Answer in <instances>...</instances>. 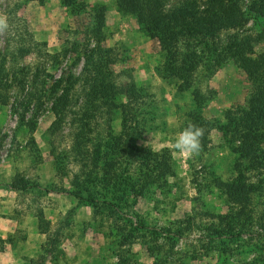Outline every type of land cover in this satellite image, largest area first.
Listing matches in <instances>:
<instances>
[{"label": "rangeland", "instance_id": "obj_1", "mask_svg": "<svg viewBox=\"0 0 264 264\" xmlns=\"http://www.w3.org/2000/svg\"><path fill=\"white\" fill-rule=\"evenodd\" d=\"M250 1L242 0L244 21L236 28L211 38H184L177 44V54L198 56L192 87L178 91L177 81L162 75L166 58L159 44L141 31L132 15L118 12L114 0H85L84 10L76 13L58 0H0V14L9 23L7 33L0 36V55L7 38L12 40L11 49L28 37L38 49L56 54L58 63L37 60L33 52L17 62L31 71L40 62L42 73L36 82L44 80L45 89L58 78L81 73L85 35L101 7V46L115 54L109 66L114 81L120 86L131 81L143 96L135 109L132 133L123 139L145 152L165 150L171 160L162 189L151 188L138 196L130 188L137 182L138 162L123 158L115 167V178L105 184L99 170L103 156L111 138L125 135L127 128L123 125L128 116L119 107L108 113L98 111L88 124L85 151L77 155L72 150L76 127L71 125L70 113L80 104L79 98L73 101L77 84L71 92L72 107L65 111L57 131L49 130L54 119L50 103L38 109L31 103L25 114L30 119L36 112L31 135L18 121L23 106L13 107L17 94L10 91L7 103L0 105V264H264V171L240 162L237 141L231 142L230 134L225 139L220 128L225 111L247 107L254 72L248 60L264 52L262 43H254L252 53L241 61L227 52L233 40L253 37L264 23V18L256 20L248 12ZM192 91L202 95L198 109ZM124 102L125 97L119 96L117 103ZM196 111L211 127L199 155L187 158L174 149V140L192 123ZM128 154L125 147L122 156ZM238 163L247 183L256 187L240 214L217 187L218 182L236 176ZM21 179L27 183L25 191L10 189L13 181ZM73 191L96 204L75 199ZM40 222H47L52 244L46 246V237L38 230ZM45 247L50 252L43 257Z\"/></svg>", "mask_w": 264, "mask_h": 264}, {"label": "trees", "instance_id": "obj_2", "mask_svg": "<svg viewBox=\"0 0 264 264\" xmlns=\"http://www.w3.org/2000/svg\"><path fill=\"white\" fill-rule=\"evenodd\" d=\"M27 1L43 2V0ZM58 2L72 13L85 8V0H58ZM114 3L118 12L132 15L141 31L159 44L166 58L162 75L164 79L177 81L178 91L192 87L198 56L193 52L177 54V44L188 37H214L221 30L236 28L244 21L240 8L242 0H114ZM247 10L256 20L264 18V0H251ZM102 27L103 10L100 7L95 13L94 25L85 35L88 39L80 54L83 60L81 73L74 77L67 76L65 79L58 78L51 83L48 89L44 87V80L36 82L39 74L42 73L40 62L34 65L32 71L18 66L17 62L31 52L37 60L47 58L57 62L56 54L50 55L38 49V44L29 37L26 43H24V38L19 39L18 43L14 42L15 45L8 49L12 40L7 38L5 52L0 55V105H5L8 93L15 91L17 97L13 98V107L23 106L18 121L21 125L28 127L31 135L35 127L36 112L31 113L30 119H26L25 114L30 111L29 106L34 103V108L38 109L43 103L49 102V110L54 118L49 130L54 132L62 125L67 113L65 111L72 107L71 92L77 84L78 94L73 97V101L79 98L80 104L76 110L70 112L72 113L71 125L76 127L72 137V150L77 155L85 151L88 144V124L98 111L104 109L108 113L119 107L123 116H128L123 125V127L127 126L124 131L125 135L121 134L111 138L112 143L108 146L106 155L103 156V163L99 170L103 182L109 184L115 178V167L121 158L127 162L132 160L134 163L138 162L136 164L137 182L136 184L132 182L130 188L138 196H142L151 188H164L171 169L170 155L165 150L159 153L145 152L130 142L124 141L129 133H132L130 131L132 126L136 124L137 110L135 109H139L143 96L131 81L123 86L115 83L112 71L109 69L110 64L114 63L115 54L112 49L101 46ZM25 33L29 36L26 30ZM89 41L93 42L90 47L88 46ZM254 43L264 45V23L259 26L258 33L253 37L240 42L233 40L227 52L231 54V58L241 61L247 54L252 53ZM79 59L78 55L76 60ZM248 65L254 72L250 77L251 91L247 99V107H235L225 111L223 114L225 123L220 128L225 133V139L230 134V141H237L235 152L240 162H247L248 169L264 171V52L248 60ZM20 94L24 95L20 98ZM192 95L197 109L200 108L203 101L202 95L198 91H192ZM119 96L125 97L124 103H117ZM191 119H193V124L205 129L203 137L205 139L211 124L202 118L198 111ZM28 141L32 146L34 145L31 136ZM120 143L127 144L125 147L128 148L129 154L126 157L122 156L125 147ZM92 167L97 168L95 161H92ZM241 171L238 163L235 168L236 176L230 181L217 184L229 203L238 207V214L244 212L256 189L255 186L247 183ZM76 180H79L78 177L74 178L72 184L75 188L78 186ZM9 187L14 191H25L28 188L27 183L22 179L18 182L13 181ZM71 195L93 207L96 204L91 197L82 198L78 191L71 192ZM37 215L39 219H42L40 212ZM38 230L45 235L46 246L53 243L47 222H40ZM54 234L56 233H52L51 236ZM49 252L50 249L45 247L43 257ZM30 263L33 264L31 261Z\"/></svg>", "mask_w": 264, "mask_h": 264}, {"label": "clouds", "instance_id": "obj_3", "mask_svg": "<svg viewBox=\"0 0 264 264\" xmlns=\"http://www.w3.org/2000/svg\"><path fill=\"white\" fill-rule=\"evenodd\" d=\"M9 29L8 18L0 14V36ZM205 129L193 123H189L175 138L174 149L187 158H193L202 151V140Z\"/></svg>", "mask_w": 264, "mask_h": 264}]
</instances>
